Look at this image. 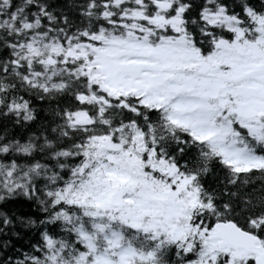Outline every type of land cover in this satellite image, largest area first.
Here are the masks:
<instances>
[{"label": "snow or ice", "instance_id": "obj_1", "mask_svg": "<svg viewBox=\"0 0 264 264\" xmlns=\"http://www.w3.org/2000/svg\"><path fill=\"white\" fill-rule=\"evenodd\" d=\"M0 264H264V0H0Z\"/></svg>", "mask_w": 264, "mask_h": 264}]
</instances>
